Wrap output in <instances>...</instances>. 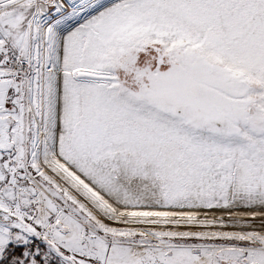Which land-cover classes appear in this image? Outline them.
Masks as SVG:
<instances>
[{"label": "snow or ice", "instance_id": "snow-or-ice-1", "mask_svg": "<svg viewBox=\"0 0 264 264\" xmlns=\"http://www.w3.org/2000/svg\"><path fill=\"white\" fill-rule=\"evenodd\" d=\"M0 264H264V0H0Z\"/></svg>", "mask_w": 264, "mask_h": 264}]
</instances>
